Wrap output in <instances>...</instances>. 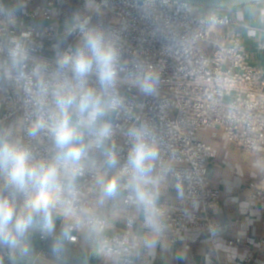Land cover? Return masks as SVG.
<instances>
[{
	"label": "built area",
	"instance_id": "1",
	"mask_svg": "<svg viewBox=\"0 0 264 264\" xmlns=\"http://www.w3.org/2000/svg\"><path fill=\"white\" fill-rule=\"evenodd\" d=\"M198 9L205 12L198 14ZM66 16L72 17V24L60 27ZM24 17L42 24L20 28L7 0H0V133L13 127L18 138L15 147L28 154L29 165L57 167L58 180L46 194L55 200L53 216L66 240L78 243L79 233L95 227L102 252L114 257L95 264L136 263L127 234L112 233L105 212L107 201L137 205L128 188V132L133 126L146 127L149 142L159 151L151 181L163 179L176 194L177 206L157 207L161 235L175 244L187 230L213 229L211 211L222 197L220 187L209 178L216 150L198 132L221 129L244 155L264 159V39L249 44L229 10L179 0H45ZM77 17L88 18L89 27L99 31L117 53L118 103L112 107L109 102L107 107L114 121L102 144L85 135L87 160L77 162L79 174L70 186L64 178L67 162L59 158L50 126L58 113L54 85L72 79L70 69H61L59 60L82 44ZM47 42L54 44V52ZM17 44L25 54L23 77L9 57ZM4 62L12 69L9 79L4 76ZM148 69L158 77L151 94L136 84L137 76ZM41 75L47 86L43 91ZM86 79L89 86L100 88L95 65ZM41 117L44 126L32 134ZM106 151L116 154L115 167L107 165ZM107 177L119 178L118 191L102 198ZM251 187L253 198H262L263 187L256 183ZM38 195L31 185L11 188L7 170L0 167V199L7 200L18 215ZM136 223L129 217L126 227ZM38 235L43 244L57 239L55 231L44 228ZM20 242L16 247L0 245V264H16L13 254Z\"/></svg>",
	"mask_w": 264,
	"mask_h": 264
},
{
	"label": "crops",
	"instance_id": "2",
	"mask_svg": "<svg viewBox=\"0 0 264 264\" xmlns=\"http://www.w3.org/2000/svg\"><path fill=\"white\" fill-rule=\"evenodd\" d=\"M43 1L7 0V6L10 13L17 17L20 28L39 27L41 21L24 16ZM204 12L203 9L197 10L198 14ZM229 12L249 44L264 39V3L230 9ZM72 20V17L66 16L60 27L71 25ZM46 46L55 51L54 44L47 42ZM2 66L5 79H9L12 70L10 64L4 62ZM75 119L73 116L74 123ZM100 121L113 123L114 117L108 108ZM85 135L89 139L95 138L86 131ZM198 137L211 143L216 150L209 168V178L220 187L222 197L211 211L213 229L187 230L180 233L175 244H171L159 230L153 231L147 227L142 209L137 205L125 206L116 200L107 201L105 206L110 231L127 234L135 264H264V190L262 198L255 199L251 187L252 183H256L264 189V159L244 155L225 138L221 129L200 130ZM3 142L12 146L18 143L11 125L0 133V143ZM81 160H87L86 151ZM148 187L157 196L156 207L177 206L175 192L163 179L152 181ZM25 211L21 209V213ZM129 217L137 221L135 227L130 229L126 227ZM53 224L52 231L57 233V239L43 244L38 235L43 226L37 219L20 239L13 261L16 264H95L114 259L102 252L100 236L95 227L79 233L78 243H70L57 217L53 216ZM149 241L153 242L151 246Z\"/></svg>",
	"mask_w": 264,
	"mask_h": 264
},
{
	"label": "clouds",
	"instance_id": "3",
	"mask_svg": "<svg viewBox=\"0 0 264 264\" xmlns=\"http://www.w3.org/2000/svg\"><path fill=\"white\" fill-rule=\"evenodd\" d=\"M76 27L82 34V44L74 50H69L59 60L61 69L68 68L72 79L59 81L54 85L53 97L57 115L53 118L50 132L58 150L59 158L66 163L64 178L71 186L79 168L76 167L85 151V131L96 137L102 144L109 136L111 124L101 122L109 102L112 107L118 103L116 96L117 53L106 45L102 34L89 27V19L77 17ZM12 65L20 77L24 76L23 60L25 54L17 44L9 50ZM95 65V74L100 88L89 86L87 76ZM158 83V77L150 69L142 71L136 79L141 91L151 94ZM39 86L46 89L43 76H40ZM75 116V123L73 122ZM43 118L32 129V134L43 127ZM131 147L128 152V165L131 175L128 187L135 203L145 214V223L153 231L160 228V212L156 207L157 196L148 187L158 159L157 147L150 143L146 127H131L128 132ZM106 163L111 167L118 164L117 156L112 151H106ZM0 167L7 170V181L11 188L23 190L29 185L39 195L28 204L27 210L17 214L15 208L4 199H0V245L16 247L28 228L39 219L45 230H53V210L55 200L47 195L48 190L58 180V170L55 165H29L28 154L7 142L0 143ZM118 177L102 182V198L113 197L118 191ZM149 245L153 243L148 242Z\"/></svg>",
	"mask_w": 264,
	"mask_h": 264
},
{
	"label": "water",
	"instance_id": "4",
	"mask_svg": "<svg viewBox=\"0 0 264 264\" xmlns=\"http://www.w3.org/2000/svg\"><path fill=\"white\" fill-rule=\"evenodd\" d=\"M195 7L206 9L230 10L264 3V0H179Z\"/></svg>",
	"mask_w": 264,
	"mask_h": 264
}]
</instances>
